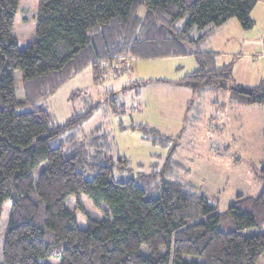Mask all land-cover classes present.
Segmentation results:
<instances>
[{
    "label": "trees",
    "instance_id": "trees-1",
    "mask_svg": "<svg viewBox=\"0 0 264 264\" xmlns=\"http://www.w3.org/2000/svg\"><path fill=\"white\" fill-rule=\"evenodd\" d=\"M259 2L39 0L37 38L22 49L13 34L20 0H0V235L9 203L2 264H41L54 255L59 264L258 263L264 234L242 230L264 226V190L256 197L238 195L222 213L198 186L176 176L180 164L172 157L159 169L134 174L128 159L116 156L103 125L82 139L63 138L93 107L57 124L39 101L90 64L97 82L110 68L125 70L132 57L194 53L200 67L179 85L197 96L228 90L232 103L264 107V79L254 86L235 83L234 63L219 65L216 52L205 47L215 29L232 19L251 30ZM17 71L24 99L17 95ZM136 128L165 140L155 128ZM41 163L46 166L36 178L33 169ZM80 192L98 206L107 203L111 217L79 227L67 199Z\"/></svg>",
    "mask_w": 264,
    "mask_h": 264
},
{
    "label": "rangeland",
    "instance_id": "rangeland-1",
    "mask_svg": "<svg viewBox=\"0 0 264 264\" xmlns=\"http://www.w3.org/2000/svg\"><path fill=\"white\" fill-rule=\"evenodd\" d=\"M38 5L39 0H20L13 34L22 49L37 38ZM256 10L252 13L256 22L251 30H244L237 19H232L226 23L227 29H220L226 24L218 28V33H223L214 40L218 64L234 63L235 83L243 79L255 84L264 74L261 57L264 5ZM145 12V8L140 9V15L144 16ZM124 66L125 70L110 68L100 73L96 82L90 64L55 93L40 99L57 124H65L76 113L93 107L91 116L65 131L63 138L76 134L82 139L96 126L103 125L114 140L116 156L127 158L134 174L159 169L172 157L180 164L176 176L198 186L222 213L227 212L238 195L256 197L264 190L263 106L242 107L231 103L228 90H209L197 96L193 88L179 85L185 76L200 67L194 53L132 57ZM20 79L21 72L17 71V95L24 99ZM140 125L155 128L165 140L149 137L147 132L136 128ZM45 166L46 163H41L33 169L36 178ZM67 206L75 213L81 228H87L90 219L111 217L107 203L98 206L83 192L70 195ZM8 208L9 203L1 228L0 264ZM242 232L247 236L264 234V226L248 227ZM166 250L162 247L160 252ZM142 251L148 253V248L143 246ZM182 257L202 261L201 257L190 254ZM39 262L59 264L60 257L54 255ZM257 264H264V254Z\"/></svg>",
    "mask_w": 264,
    "mask_h": 264
},
{
    "label": "crops",
    "instance_id": "crops-1",
    "mask_svg": "<svg viewBox=\"0 0 264 264\" xmlns=\"http://www.w3.org/2000/svg\"><path fill=\"white\" fill-rule=\"evenodd\" d=\"M260 5V6H259ZM261 5H264V0H260V2L258 3V5L255 7L254 11H257V7H261ZM260 9V8H259ZM253 11V12H254ZM256 13V12H255ZM254 18V17H253ZM255 22H256V19L254 18ZM225 25V24H224ZM228 24H226L225 26H223V28H220V29H227ZM220 29H215V31L212 33V35L208 38L207 42L205 43V47L209 48V49H212L216 52V47H215V41H217L218 38L221 37L222 33H218L220 31ZM218 33V34H217ZM226 33V31L224 32ZM216 35H219V37H217ZM215 40V41H214ZM210 43V44H209ZM217 60V59H216ZM218 63V62H217ZM235 75V70L233 71V76ZM264 79V74L261 75V77H259L258 81L254 84V83H251V81H245L243 79H238V84H241V85H244V86H254L258 83H260L261 80ZM231 102V101H230ZM232 103V102H231ZM222 106H225L224 108L227 107L226 104H223ZM242 107H251V106H255V105H241ZM227 109V108H226ZM246 109V108H245ZM258 111L261 112L262 109L261 108H258Z\"/></svg>",
    "mask_w": 264,
    "mask_h": 264
},
{
    "label": "built area",
    "instance_id": "built-area-1",
    "mask_svg": "<svg viewBox=\"0 0 264 264\" xmlns=\"http://www.w3.org/2000/svg\"><path fill=\"white\" fill-rule=\"evenodd\" d=\"M261 57L264 60V33L262 35V41H261Z\"/></svg>",
    "mask_w": 264,
    "mask_h": 264
}]
</instances>
